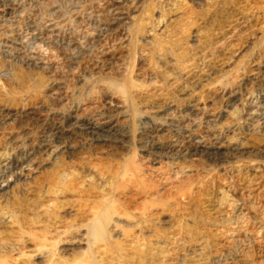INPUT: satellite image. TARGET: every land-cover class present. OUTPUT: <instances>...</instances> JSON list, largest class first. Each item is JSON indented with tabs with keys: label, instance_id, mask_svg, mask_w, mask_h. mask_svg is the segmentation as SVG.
<instances>
[{
	"label": "rangeland",
	"instance_id": "1",
	"mask_svg": "<svg viewBox=\"0 0 264 264\" xmlns=\"http://www.w3.org/2000/svg\"><path fill=\"white\" fill-rule=\"evenodd\" d=\"M170 9H180L182 18L163 36L155 28V11L168 18ZM238 19L244 25L234 38L229 27ZM145 22L152 33L147 40L149 34H140ZM262 27L264 0H0V107L27 112L11 129L28 127L35 138L66 127L74 114L94 122L112 119L125 138L106 158L109 163L142 165L144 154L158 161L185 155L211 178H196L193 198L208 232L220 181L236 187L252 176L246 159L236 171L192 157L197 142L192 135L205 137L207 144L216 139L239 146L264 167V88L254 75L264 61ZM179 54L191 61L188 66L172 60ZM209 81L237 90L241 102L223 106L203 88ZM194 95L204 109L198 114L188 109ZM114 103L122 107L114 109ZM206 111L226 116L219 129ZM263 189L250 195L249 208L259 207ZM216 238L209 235L204 264H220L226 255ZM246 245L233 246L231 254L263 264L264 246L259 251ZM190 250H179L187 261Z\"/></svg>",
	"mask_w": 264,
	"mask_h": 264
},
{
	"label": "bare ground",
	"instance_id": "2",
	"mask_svg": "<svg viewBox=\"0 0 264 264\" xmlns=\"http://www.w3.org/2000/svg\"><path fill=\"white\" fill-rule=\"evenodd\" d=\"M175 11L168 18L155 11V28L163 36L170 24L182 18L180 9ZM185 21L189 24L192 18ZM234 23L229 34L235 38L244 23L240 19ZM145 25L140 34L151 39V27ZM263 34L262 27L258 35ZM174 57L178 66L191 62L180 54ZM256 68L255 80L264 88V61ZM203 88L219 96L227 108L242 100L222 81H209ZM191 98L188 109L201 113L200 99ZM211 112L206 116L218 127L226 116ZM23 114L27 112L0 107V264H204L209 235L226 250L220 264H249L243 255L231 254L235 245L263 248L264 196L258 208L248 205L250 195L264 187V167L239 146L216 139L207 144L205 137L192 135L197 140L190 150L192 157L236 171L234 166L246 159L252 176L236 187L220 181L208 233L193 198L196 178H211L204 168L189 165L185 155L158 161L144 154L142 165L109 163L106 158L125 138L112 119L94 122L74 114L66 127L35 138L28 127L12 131L11 125ZM184 248L192 252L188 261L179 251Z\"/></svg>",
	"mask_w": 264,
	"mask_h": 264
}]
</instances>
